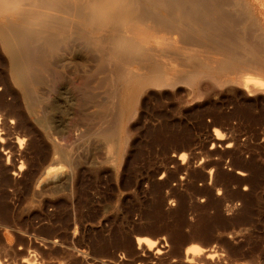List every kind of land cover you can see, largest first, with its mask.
I'll list each match as a JSON object with an SVG mask.
<instances>
[{
	"label": "rangeland",
	"instance_id": "1",
	"mask_svg": "<svg viewBox=\"0 0 264 264\" xmlns=\"http://www.w3.org/2000/svg\"><path fill=\"white\" fill-rule=\"evenodd\" d=\"M237 7L235 68L187 44L202 51L126 78L117 105L111 71L82 51L55 75L61 108L42 85L29 107L0 44V264H189L190 247L191 264H264V0ZM242 70L262 85H240Z\"/></svg>",
	"mask_w": 264,
	"mask_h": 264
},
{
	"label": "bare ground",
	"instance_id": "2",
	"mask_svg": "<svg viewBox=\"0 0 264 264\" xmlns=\"http://www.w3.org/2000/svg\"><path fill=\"white\" fill-rule=\"evenodd\" d=\"M243 1L244 0H242V2ZM230 8H234L235 11L238 10L237 0H234V3L231 2V0H0V44L2 47L0 48L3 49L8 56L10 71L18 85L25 92V99L29 107H35L38 104L37 95L35 98L34 92L37 90V86L42 85L43 87L45 86V89H49V91L53 93L49 102L50 108H61L60 104L62 103L59 101L64 97L62 96V88L60 87L62 81L55 77V75L60 74L66 67L65 61L67 59L74 56L75 58L78 56L80 57L82 51L89 54V56H93V60H96L103 67H106V70L109 69L108 71H111L112 77L110 78L113 79V95L116 98L117 105L119 101V96L117 97V95L122 81L126 78H134L140 75V72L145 69L152 72H159L163 65L161 63L162 60L166 59L163 58L164 55L167 56L170 53L175 54L176 57H172L177 60L178 57L181 58L183 56V58H185L188 50H192L193 53L195 52L196 49L193 50V47L190 49L191 46L200 44L199 46L203 45L205 47V49L202 47V50L205 52L210 51L211 53L214 52V54H219L220 59L218 60L216 58L215 61H219L220 67H223L222 69L228 67L231 69L235 68L237 62L242 59V56L240 54L241 58L237 59L239 58L237 56L238 53L235 54L234 51L229 49L230 46L227 47L226 45L230 42V40H228L229 38H227V32H229L234 25H232L233 19L231 17L235 16L231 15L232 13L229 12L231 10ZM248 8L249 7H246L245 10ZM240 10L242 11L243 8L238 11ZM247 14L248 13L245 15ZM237 29H239V27ZM172 35L181 37L180 39L184 44L179 46L178 42L180 40L175 36L172 38ZM175 38L177 40H175ZM240 41L238 39V42ZM242 43L244 42L242 41ZM187 44L190 48H186ZM252 46L253 45H251V47ZM244 48L243 50H246ZM252 48H254V46ZM200 51L191 54V56H198ZM210 52L208 54H210ZM206 55L203 58L209 62L212 56L210 57L209 55L210 58H208ZM248 56L251 57V55ZM161 57L162 59H160ZM183 58L181 59L184 60ZM254 59L251 60L255 62ZM167 60L170 62L171 58L169 57ZM185 61L186 60L182 61L181 65H183ZM211 61L212 60H210V62ZM252 61L249 62L245 60L242 61V64L243 66L250 65ZM168 62H165L166 65H168ZM176 62L178 63V61ZM74 63L72 64L73 67ZM79 64H82V62H79ZM209 64L211 65V63ZM242 64L240 63V65ZM184 65H186V62ZM212 67L214 69L216 65ZM240 68L243 69L242 66ZM260 68L261 71L264 72V67ZM100 70L101 69H99V71ZM238 71L239 70H237V72ZM242 71L239 72V78H236V80L240 82V85L242 84L247 88L250 85L254 88L262 85V78L258 77L255 79L251 76V72ZM232 72L234 71H231V73ZM198 73L204 75L206 72L199 71ZM209 73L211 74V72ZM210 74H208L209 77ZM96 75L98 74H95V76ZM141 75H143V73ZM215 77L218 76L215 75ZM219 79L220 78L215 81H219ZM222 79H224V77H222ZM236 80L235 82H237ZM46 85H48V88H46ZM142 89H144L143 86ZM0 95L2 96V94ZM0 99L2 98L0 97ZM113 99L112 97L111 100ZM36 109L37 108L33 109V113L36 112ZM115 109H113V111ZM30 111L32 112V110ZM112 115H114V113ZM116 117L117 116L114 115V117H110V119L112 120ZM110 119L108 121H110ZM106 128L107 127L104 129ZM110 133L112 136V131ZM106 137L107 136H105V138ZM56 152L63 155L61 157H71L63 150H57ZM66 159L68 160V158ZM136 242L138 245L142 243L150 247L153 245L150 239L141 237L136 238ZM190 248H187L185 251V261L189 264L194 263L197 258V251L194 252V247H192L193 249ZM161 252V249H157L156 254H160ZM204 252L207 253L205 256L210 261L215 256L214 250H204ZM197 253L199 255L200 252ZM31 259L26 257L22 262L24 264H32Z\"/></svg>",
	"mask_w": 264,
	"mask_h": 264
}]
</instances>
